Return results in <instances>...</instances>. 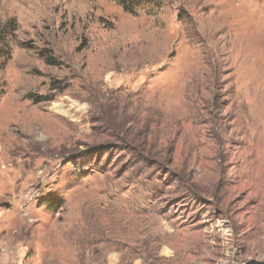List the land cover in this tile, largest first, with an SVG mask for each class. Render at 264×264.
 Masks as SVG:
<instances>
[{
	"label": "rangeland",
	"instance_id": "rangeland-1",
	"mask_svg": "<svg viewBox=\"0 0 264 264\" xmlns=\"http://www.w3.org/2000/svg\"><path fill=\"white\" fill-rule=\"evenodd\" d=\"M0 264H264V0H0Z\"/></svg>",
	"mask_w": 264,
	"mask_h": 264
},
{
	"label": "trees",
	"instance_id": "trees-1",
	"mask_svg": "<svg viewBox=\"0 0 264 264\" xmlns=\"http://www.w3.org/2000/svg\"><path fill=\"white\" fill-rule=\"evenodd\" d=\"M47 204L49 208L56 209L61 206L62 201H60L58 198H52Z\"/></svg>",
	"mask_w": 264,
	"mask_h": 264
}]
</instances>
